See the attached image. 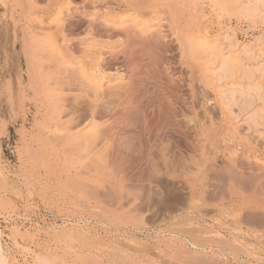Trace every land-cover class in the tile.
Here are the masks:
<instances>
[{
  "label": "rangeland",
  "instance_id": "rangeland-1",
  "mask_svg": "<svg viewBox=\"0 0 264 264\" xmlns=\"http://www.w3.org/2000/svg\"><path fill=\"white\" fill-rule=\"evenodd\" d=\"M209 10L207 0H0L10 264H264V120L233 121L206 53L188 48ZM82 65L105 74L102 92Z\"/></svg>",
  "mask_w": 264,
  "mask_h": 264
},
{
  "label": "bare ground",
  "instance_id": "bare-ground-1",
  "mask_svg": "<svg viewBox=\"0 0 264 264\" xmlns=\"http://www.w3.org/2000/svg\"><path fill=\"white\" fill-rule=\"evenodd\" d=\"M207 1L209 2L210 10L209 12H204V16L207 18L208 22H210L209 23L210 25L205 29L203 37L197 36L199 37L198 39L197 37L195 38V36H192L189 39L188 37L190 36L187 37L188 40L187 39L186 40L189 46L188 48L191 50V52H193V54L195 52L198 53V51H201L202 54L206 53L205 58L200 57L204 59L205 61V63H203L205 64L204 67H206V71H208L210 74L209 77H207L208 75L206 77L209 79L211 77L212 80L216 82V86L218 88V94L220 99L222 100V104L229 110L230 113H233L234 106L238 107L239 112L235 114V118L232 117L233 121H236V118L238 120L239 115H241L242 113L246 116L245 120L243 119L244 121H247L245 122L246 124L247 123L249 125L254 124L255 126H257L261 121L264 120V47H263L264 0H207ZM226 16H238L239 18L238 28L231 26L232 22L231 23L227 21L225 22L224 17ZM58 18L56 19L61 21L60 18L59 19ZM214 26L217 28L216 30L217 33L211 36L208 28L210 27L212 28ZM260 26H262V33L260 36H256L252 32H254L255 29H257ZM240 32H242L244 35L249 37L248 41L244 43L240 42V39L238 38V34ZM54 52L56 51L54 50ZM60 53L61 52L57 53L56 55L58 56L59 54V57L57 58H59V60L61 61ZM198 60L201 59L198 58ZM64 61L65 64H68L70 62L68 60H63V64ZM81 70L84 72L85 77L87 76L89 79L91 78L94 81L93 82L88 78H86L91 83H94L93 85L92 84L91 85L95 86L98 91L100 89L102 92L104 86L105 74L98 75L96 74L97 73L96 70H93L92 73H89V71L85 69V66L83 69H80V71ZM95 126L96 125L93 124L92 127L95 129L96 128ZM248 128H251V126H249ZM240 129L241 128H239V130ZM59 130H61V128ZM97 130L95 129V131L91 133L95 134ZM98 132L99 131L96 132V135ZM258 132L260 134L259 136L264 137L263 131L262 134L261 131ZM85 133L87 134L88 131ZM239 133L240 132H238V134ZM240 137L242 138V135H240ZM161 178H163V175L161 176ZM1 235H2V231L0 229V264H10L2 244Z\"/></svg>",
  "mask_w": 264,
  "mask_h": 264
}]
</instances>
